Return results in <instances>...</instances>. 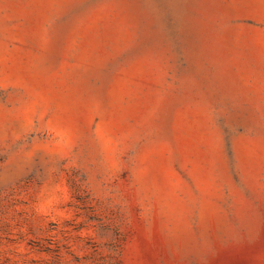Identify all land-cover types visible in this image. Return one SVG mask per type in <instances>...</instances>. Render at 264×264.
<instances>
[{"label":"rangeland","instance_id":"obj_1","mask_svg":"<svg viewBox=\"0 0 264 264\" xmlns=\"http://www.w3.org/2000/svg\"><path fill=\"white\" fill-rule=\"evenodd\" d=\"M0 264H264V0H0Z\"/></svg>","mask_w":264,"mask_h":264}]
</instances>
